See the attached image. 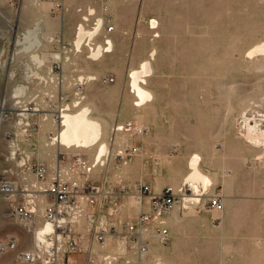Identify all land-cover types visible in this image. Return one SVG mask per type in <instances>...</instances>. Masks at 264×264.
Returning a JSON list of instances; mask_svg holds the SVG:
<instances>
[{"label": "rangeland", "instance_id": "rangeland-1", "mask_svg": "<svg viewBox=\"0 0 264 264\" xmlns=\"http://www.w3.org/2000/svg\"><path fill=\"white\" fill-rule=\"evenodd\" d=\"M47 1L51 5L41 7L43 12L56 9L60 2ZM9 9L0 13V176L4 170H11L12 174L6 176L34 182L30 170L34 163L25 145H40L39 155L49 159L47 166L51 167L62 151L57 152L51 145L53 135L59 131L58 110L70 106L71 112H76L80 106L88 105L92 116L108 127L105 139L110 150L108 164L92 169L88 179L96 185L103 182L126 189L123 206L128 212L124 210L120 216L134 219L138 211H147L143 204L138 210L132 196L138 185L148 184L155 192L165 186L182 192L184 189L164 219L168 241L162 243L153 227L148 229V252L139 264H264V141L245 138L243 126L244 114L252 120L264 119V53L249 55L254 47L264 44V0H106V4L86 9L81 16L87 17L89 9L95 12L94 24L87 29L94 28L100 18L104 22L94 44H103L110 38L103 36L108 33L104 26H109L107 20L116 18L121 33L117 48L128 49V69L111 70L124 67L125 61H120L119 55L88 60V47L83 48V55H61L69 59L65 64H94L95 77L102 81L93 88L80 89V75L73 91L76 98L50 110L39 84L44 78L41 68L33 72H37L34 75L38 83L32 90L27 84L30 69L35 66L31 55L10 54L20 48L23 39L16 43L7 36ZM153 19L157 22L154 29ZM35 53L47 59L46 64L57 65L52 58L59 52ZM148 59L152 73L143 86L153 98L137 107L129 75ZM18 88H24L21 97H15ZM87 95L91 103L85 102ZM17 101L39 109L29 112L26 127L17 125ZM75 102L81 105L74 107ZM113 120L117 122L111 126ZM54 124L57 128L47 138L46 132ZM120 124L124 128L129 124L130 130L115 132ZM139 129L142 133H138ZM12 143L19 151L10 164ZM129 147L137 151L120 159L118 153H125ZM95 149L65 152L71 155L69 161L77 153L91 164ZM193 153L199 154L201 170L211 177L210 186L200 197L193 195L184 180ZM21 159L27 160L23 166L18 164ZM26 170L31 177L25 175ZM209 196L222 199L220 213L207 205ZM187 197H199V201H189ZM5 204L0 203V242L13 234L20 247L27 248L28 236L8 217ZM118 249L110 239L105 247L98 244L97 264H104V255L116 256ZM12 252L15 251L0 253V264H9ZM128 259L130 264L136 261L131 252Z\"/></svg>", "mask_w": 264, "mask_h": 264}, {"label": "built area", "instance_id": "built-area-1", "mask_svg": "<svg viewBox=\"0 0 264 264\" xmlns=\"http://www.w3.org/2000/svg\"><path fill=\"white\" fill-rule=\"evenodd\" d=\"M105 28L106 32L112 31V26ZM126 126L124 129L129 130V124ZM136 151L137 148L129 147L119 157H128ZM73 155L69 161L71 155L60 151L51 167L30 165L34 182L6 176V173L12 174L11 170L2 172L0 203H6L8 217L23 229L29 246L20 247L18 237L9 234L0 242V252L15 251L21 264H77L74 256L85 252L84 264H97L91 245L104 246L109 237L119 247V252L114 258L106 255L101 259L104 264H112L114 259L130 264V252L136 259L134 264H139L148 251L145 239L148 229L153 227L162 243L168 241L169 231L164 219L179 202L184 189L175 191L165 186L155 192L148 184L138 185L133 197L140 200L147 211H138L134 219L124 218L120 214L126 210L123 206L126 189L103 182L94 184L86 172L92 168L90 162L77 153ZM207 205L214 211L223 208L219 196H209Z\"/></svg>", "mask_w": 264, "mask_h": 264}, {"label": "bare ground", "instance_id": "bare-ground-1", "mask_svg": "<svg viewBox=\"0 0 264 264\" xmlns=\"http://www.w3.org/2000/svg\"><path fill=\"white\" fill-rule=\"evenodd\" d=\"M50 5H51L50 2H46L45 8H49ZM89 11H90V14L94 13V10L89 9ZM156 23L157 22L154 19L151 21L152 29H154L156 27ZM103 24H104L103 19L100 18L97 20L94 28H92L90 30L87 29L86 27H84L83 25H80L78 27V30H77V35L75 36V39H74V44H73L74 53L77 54L79 52H83V48L88 47V55H89L88 58L91 60H94V61L97 59L99 60V58L101 56H103L105 53H108L112 49V46H113L110 38H107L103 44L95 43L92 45V41H94V39H95L94 36L97 33H100L102 31V28H103L102 25ZM37 26L35 28L31 29L30 31H28V33L25 35L24 39L22 38L23 40L20 42L21 43V49H20V51H18L19 52L18 55L20 53H22V54L26 53L27 54V52L30 49H32V48L35 49V48L42 45L41 37L43 35L40 36V30ZM104 44H105V46H104ZM154 52H153L152 56L155 55ZM256 53H262V54L264 53V44L257 45L256 47H254V49H252L250 51L249 55L256 54ZM28 55H31V57H32L31 60L35 64V66H37V67L42 66V65L47 63V59H45L41 55L36 54L34 52V50L32 53H30ZM101 58H103V57H101ZM68 60L69 59H67L66 56L62 57L61 54H54V57L52 58V61H54V63H57V66H59L60 64L62 66V64ZM149 60L150 59L141 63L140 64L141 66L138 69L136 68V69L132 70V72L129 75V86L133 90V93L135 95V102H136L137 107H142L143 105H145L147 102H149L153 98L152 92L143 86V84L146 83V78L152 73V66H151ZM36 73H33V74H36ZM93 79L94 80L97 79L95 77V75L84 74V76H80L79 84H83L86 82L89 84V81H92ZM23 94H24V88H18L15 91V97H18V96L21 97V96H23ZM85 98L82 96L81 99H85ZM22 100H23V98H22ZM15 105H16L18 111L20 112L18 114V116L20 117V121L17 122V125H19V126L22 125V126L26 127L28 125L24 121L28 117V115L30 116V113H29L30 111H37V110L39 111L38 108L30 109L29 106L26 104V102H23V101L22 102L17 101ZM80 105H81V102H77L74 105V107H78ZM57 113L60 115L61 121L58 124L59 125L58 126V130H59L58 133L56 135H53V137L51 139L52 140L51 145H54L55 149L62 150V151L63 150L69 151V152L71 150L72 151L73 150L74 151L75 150H82V149L87 150V149H91L92 147H95L96 151L93 152L94 153L93 154V162L91 163L92 168L89 169V171H86L87 173H91L92 169H95V171H96V169L104 167L106 164H108V162L110 160L109 159L110 150H109L108 143L106 142L107 139H105L107 137V134H108V131H107L108 127L104 125L105 123L103 124L102 120L92 116L93 112H92L90 106H88V105L80 106L79 110H77L76 112H71V107L68 106L65 109L58 110ZM252 119H250L245 114L243 116V126L245 129V134H244L245 138L254 139V140L260 139L261 141H264V119L263 120H261V119L252 120ZM113 128H115V127H113ZM110 129H111V127H110ZM123 130L129 131L130 129L125 130L124 127L121 126V124L119 126H117L116 129H114V131L117 133H119L121 131L123 132ZM24 131L25 130H23V132ZM114 131H113V133H115ZM110 132L111 131H109V133ZM138 133H142V130L139 129ZM116 134H115V136H116ZM115 141H116V139H115ZM249 141H251V140H249ZM10 148H11V150H10L9 160H13V159H15V155L19 151V149L15 143H12ZM120 152L118 154H124L123 151L121 153ZM79 155H81L84 158V160H86L82 154H79ZM104 157L106 159L107 158L108 159L106 160ZM26 161H27L26 159H21L18 162V164L23 166ZM125 165H126V163H125ZM188 168H189V173L184 179L185 183L189 184L191 190L194 192V194H193L194 196L200 197V195H202V192L204 190H206L208 185L211 183V177L209 174H206L201 170L200 156L197 153H193L190 156L189 161H188ZM24 172H25V175H27L29 177L32 176V174L29 170H26ZM148 186L151 188L150 185H148ZM175 191H178V190H175ZM184 195H186V194H184ZM199 197H193V198L187 197L188 199L187 198H185V199L189 200V201L195 200L194 202H196V201H199ZM136 201H137L136 203L138 205V210H140L142 203L138 199H136ZM222 205H224L223 202H222ZM216 212L220 213L221 210L216 211ZM146 237H148V234H146ZM108 239H110V238L109 237L107 238L105 245L107 244ZM18 243H19V241H18ZM19 245H20V243H19ZM105 245L102 247H105ZM97 247H98V243H92L91 249H92L93 253L95 254L96 258L98 259L97 254H96L97 253ZM6 251H8V250L2 251L0 253L2 254ZM117 252H116V254H117ZM120 253H121V251H120ZM105 256L106 255H104L103 258ZM103 258H101V259H103ZM113 258H111V259H113ZM96 261H98V260L95 259V262ZM106 261L108 263L109 260H106ZM118 261H120L119 262L120 264H124L123 260H121V259H119V260L114 259L111 261V263L117 264Z\"/></svg>", "mask_w": 264, "mask_h": 264}, {"label": "crops", "instance_id": "crops-1", "mask_svg": "<svg viewBox=\"0 0 264 264\" xmlns=\"http://www.w3.org/2000/svg\"><path fill=\"white\" fill-rule=\"evenodd\" d=\"M58 1V0H53ZM59 4L56 9H53L50 12H43L41 7L44 6L45 3L48 2L47 0H5L3 3L0 2V13L3 12V10L9 9V15L10 18L8 20L9 26H8V38L10 40H15L16 43L20 39H24L25 35L30 31L31 29L37 27L40 30V36L42 45L37 48H32L27 52V55L32 53L33 50L35 52H46L51 53L52 51L59 52L61 55H74V51L71 48V42L74 39V37L77 35V30L79 25H83L86 28H89L94 23V14H90V11L88 12V16H81V13H84L86 9L91 7H98L99 5H103V3L106 4V0H59ZM105 1V2H104ZM117 1V0H115ZM121 2H124V0H119ZM112 2V0H109V3ZM44 5H41L43 4ZM108 3V0H107ZM40 9V10H38ZM77 12L76 15L70 16L68 13ZM61 14V15H60ZM86 18V19H85ZM116 18H111L107 20V23L109 26H112V31L105 33L103 36L107 35L110 37L112 41V49L105 53L104 55H119L120 61H125L124 67L122 69L119 68H112L113 71H119L124 70L125 68L128 69L129 64L126 63L129 61V52L128 49H118V41L119 36H121L119 29L116 27ZM102 36V37H103ZM2 36V38H4ZM50 46L48 48H45V44H48ZM20 48L17 50L15 48L14 50L10 51V54H18L21 49V43L19 42ZM22 54V53H20ZM26 54V53H25ZM77 54H85L83 52H79ZM88 59V58H87ZM90 60V59H88ZM94 61V60H92ZM122 64V63H121ZM126 66V67H125ZM41 69H39V72L44 74V78L41 79L39 82L41 89H44V96L43 99L47 102L48 110L54 109L56 106L62 105L66 102H72L73 99L76 98V95L73 94L74 89L79 85L78 84V77L84 76V74H93L97 73V69L95 68V65L92 63H86L81 65H74V64H65L63 63L59 66L57 65H48L44 64L42 66H39ZM37 66H32L30 69V72H32L31 80H29L28 87L30 89L37 86L38 81H36V77L34 76L33 72L39 68ZM102 81V80H101ZM99 79H93L92 81H89V84L83 83L80 86L82 88H93L94 86H97V83H101ZM104 83V82H103ZM33 90V89H32ZM33 92H31V98L33 97ZM94 101V99H93ZM85 102L91 103V98L87 95ZM32 116V115H31ZM110 119H108L109 121ZM117 121L110 122L111 126H113ZM56 125L54 124L53 128H50L46 132V137L48 138L51 133L55 131ZM54 129V131H53ZM54 147V146H53ZM25 151L29 153V160L31 163L34 164H43L48 165L49 159L44 158L39 155L40 153V145L35 144H29L25 145ZM58 152V149H56ZM55 152V151H54ZM8 162L11 164V160L8 159ZM9 164V165H10ZM22 247V246H21ZM5 254V253H4ZM10 263L9 264H21L16 259V253L12 252V254L9 255ZM86 254L85 252H82L78 255L74 256V259L77 261V264H84L85 263Z\"/></svg>", "mask_w": 264, "mask_h": 264}]
</instances>
